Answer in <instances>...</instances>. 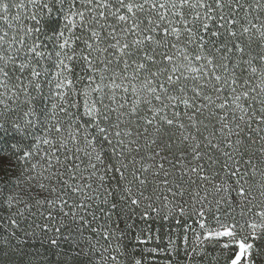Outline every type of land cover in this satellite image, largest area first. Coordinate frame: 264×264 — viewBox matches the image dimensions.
I'll return each instance as SVG.
<instances>
[{
  "label": "snow or ice",
  "instance_id": "obj_1",
  "mask_svg": "<svg viewBox=\"0 0 264 264\" xmlns=\"http://www.w3.org/2000/svg\"><path fill=\"white\" fill-rule=\"evenodd\" d=\"M0 264H264V0H0Z\"/></svg>",
  "mask_w": 264,
  "mask_h": 264
}]
</instances>
